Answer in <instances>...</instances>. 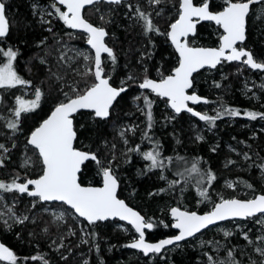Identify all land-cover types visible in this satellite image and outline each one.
<instances>
[{"label":"rangeland","instance_id":"rangeland-1","mask_svg":"<svg viewBox=\"0 0 264 264\" xmlns=\"http://www.w3.org/2000/svg\"><path fill=\"white\" fill-rule=\"evenodd\" d=\"M3 1L6 2L7 0ZM27 2L29 14L31 19L34 20V23L44 26V30L55 38V45L52 49H48V57L46 58L50 62V76L52 78L53 90L55 91V99L45 104L46 112L48 111L47 113L45 112L47 116L55 105L65 100L66 93L69 97L76 94L72 91L73 87L79 91L85 90V83L82 82L80 76L84 73L92 74L89 72V69L93 67V53L86 44L87 36L85 34H70V30L68 31V27L59 19L55 8L52 7L56 3L54 0L44 2L30 0ZM197 2L201 4L202 0H198ZM262 2L257 3V5ZM116 5L120 6L117 7ZM56 7H59L63 11V7L57 3ZM178 7L179 0H160L159 4L153 3L152 0H123L119 4H95L91 7L92 17L90 14L91 8L88 10L87 15L92 20L97 18L99 20L97 24L104 26L102 23L104 22V18L102 19L103 15L105 18L109 15L112 16L111 14L117 8V11L124 18L120 27L124 29L130 27L141 34L145 31V25L144 21L137 14V8H139L145 14L149 15L154 25L161 21V19L167 23L165 28L155 26L159 28L158 35L162 34L166 44L172 49L166 33L169 28V22L178 15ZM216 35L220 36L221 31ZM69 38H72V40ZM108 43L113 47L114 43L112 41L109 40ZM188 43L190 45L200 44L196 38H191ZM9 47L11 46L0 42V48L7 50ZM11 48L16 51L13 47ZM258 49L259 52H255V59L259 62H264V41L260 43ZM145 53V48H138L134 61H129L127 67H124V69L116 73V76L119 78V86L135 85L133 86L134 92L129 94L127 99L129 111L116 116L114 123L111 124L109 129L115 133L116 144L114 146L117 149L116 157L121 162L127 160L128 157H131L136 162H144L145 158L143 153L156 151L155 149H150L151 146L149 144L143 143L141 149L137 150L139 147L132 141L133 138L140 140L143 130L145 131L148 125L147 112L149 107L145 103V98L150 102V108L154 107L156 109L155 117L151 115V121L155 120L159 129L167 130L168 136L172 140L171 146L178 143L175 141L178 134L174 130L169 129L171 122L169 123L165 113V110H170L167 101L148 91H142L138 87V84L143 81L142 78L145 77L144 73L149 69H153L152 74L155 78H162L164 76V73L160 71V64L151 68L141 60ZM85 55L89 59L86 60L84 58ZM36 59L38 62H41V57L36 56ZM4 62H6V58L0 55V64ZM112 63L113 61L109 60L106 56L102 61L104 72L108 76H111L114 72L112 70ZM236 64L238 65L230 70L235 74L240 73L238 85L233 90H228L227 98H220L221 101L224 100V105L226 103L230 105L239 103L241 106L255 110L257 113H264V94H260L261 92L256 89L260 80L261 85L264 83V71H253L243 62ZM13 66L15 67V60L13 61ZM244 68L248 69L247 73H242V69ZM138 73L141 76H138ZM220 74L223 75L221 72ZM92 83L93 80L89 83V86ZM37 88L40 89L38 85H33L31 82L10 88H0V123L10 131L9 137L14 138V141L18 144L16 152H19L17 160L18 170L16 172L2 167L3 163L0 164V170H3V174L0 175V181L5 183H11L16 177H19L17 182L21 183L28 179L30 177L29 175L35 174L38 176L42 172L43 166L40 157L36 149L28 143V136L36 126L31 130L27 128L26 135L21 130H13L7 127L10 121L16 119L14 116L15 108L18 106L16 98L20 97L24 100H33L35 99V90ZM41 93L39 106L46 98L42 91ZM6 94H8V101L3 103V98ZM140 100L142 101L141 103L138 102ZM222 106L219 103L215 104V102H211L206 105L199 104L197 110L209 116H216L218 112L224 110L221 109ZM25 114L27 113H22L19 120ZM87 117L91 120L92 115ZM40 122L41 120L38 121V124ZM189 128L191 132L189 145L194 147L205 144L204 155L208 156V153L213 155V160L210 162L209 168L214 172L215 179L209 183L207 195L210 199L198 198L196 200L197 205L202 201L204 211H209L217 201H220L221 197L224 199H250L256 193H264V167H262L264 166V119L257 117V119L252 120L243 113L239 116L223 115L214 122L194 118L190 121ZM98 146L107 151L108 154L100 149L102 153L100 152L99 154V160L101 161V164L98 165L100 167L99 172L96 169L97 165L94 164L96 162H93L90 167L91 170L95 169L93 174L97 176L99 183H101L102 167L109 166V162H111L110 167L114 172V154L111 152L112 144L110 145L106 140H101ZM98 146H95L91 152L96 153ZM260 146H262V149ZM78 148L81 149V147ZM6 151L5 149H0V161L2 162L5 160L4 155L7 154ZM196 151L200 154L199 149L196 148ZM26 161H28L27 164L25 163ZM184 173L185 171L183 170ZM191 173L193 174L194 172L191 171L190 167L185 174L190 176ZM229 184L232 186L229 187ZM248 185H251V187H248ZM24 204H28L27 209L34 211L35 214L41 213L47 215L51 219V222H54V225L62 228V230L65 229L66 239H63L62 236L57 239L46 238V244L49 250L55 253V258H66V254H68V257L71 259L79 258V264H92V253L90 252L89 242L87 240L89 234L87 225L63 203H42L38 197L29 196L27 193L19 194L15 190L4 191L0 189V227L3 230H11L14 224L20 223L25 217L29 219L27 212L23 213L21 208H17ZM171 207L172 205L169 206L168 210ZM61 213H63V217L58 218ZM30 216L32 218L29 221L33 223L35 218H33V214ZM111 222L108 230L112 232L115 230L119 235L123 236L129 235L128 240L124 242L125 248L122 251V258L128 264L132 262L136 263L139 257L144 256L143 253L126 246L127 243L137 238L136 233L125 223L117 220ZM95 225L98 226L97 223ZM224 232H229L231 235L225 236ZM78 234L80 235L79 237ZM245 234H247V239H245ZM69 237H72L73 240L68 241L69 239L67 238ZM259 237H264V215L257 214V216L248 217L244 220H226L209 226L194 234L192 237L168 246L161 254H149V259L150 262L158 261L159 264H175L173 257L175 258V255L181 254L179 251L183 250V252L191 253L194 257L195 264H231L233 260L236 264H253V262L255 264H261L264 261V256H261L256 249L264 248V240L259 239ZM111 247V245L106 244L104 253L108 254L111 251ZM229 251L232 252V257L228 256ZM14 255L17 261L19 256L15 252ZM209 257H212V261L209 260ZM119 258L120 260L122 259L121 257ZM30 260L34 261L38 260V258L32 257ZM101 261L96 264H101ZM109 262H105V264H109ZM45 263L47 261H42L41 264ZM0 264H10V262L6 263L0 260Z\"/></svg>","mask_w":264,"mask_h":264},{"label":"trees","instance_id":"trees-1","mask_svg":"<svg viewBox=\"0 0 264 264\" xmlns=\"http://www.w3.org/2000/svg\"><path fill=\"white\" fill-rule=\"evenodd\" d=\"M27 1L30 0L3 1L6 5V15L10 22V30L8 35L0 38L1 43L13 47L17 52L14 67L17 74L22 79L30 81L33 85H38L46 97L38 108L23 115L19 120V127L17 130H21L25 135L27 128H29V130L33 129L34 126L38 125L39 120L45 118L48 112H46L45 104L55 99V91L53 90L52 78L50 76L51 70L49 69L50 62L46 59L48 57V49H52L55 45V38L44 30V26L34 23V20L31 19L29 14ZM39 1L44 2L47 0ZM194 1L197 2L198 0ZM262 1V3L258 5L257 3L259 2L255 3L256 5L253 6L247 20L246 43L251 46L253 53L259 50L258 47L260 43L264 41V0ZM209 3L213 10H219L226 5L225 0H209ZM97 4L108 5L104 3ZM116 6L118 7L120 5ZM90 8L91 7L86 8L84 16L88 21L98 25L97 23L99 20L97 18L92 20L87 15ZM91 10L92 8L90 9V14ZM92 15L93 14H91V17ZM111 15L112 16L109 15L107 18L103 15L104 22H102L107 30V39L114 43L113 55L115 60L111 57L108 58L113 61L112 70H114L113 74L109 76L110 83L119 86V78L116 76V73L124 69V67H127L129 61H134L136 50L140 47L146 49V53L141 60L151 68L160 64V71L167 74L176 65L177 57L174 51L170 49L169 45L166 44L162 34L158 35V32H155L157 33L155 34L153 33L154 31H144V33L139 34L133 28H121L120 24H122L121 22L124 21V18L117 11V8ZM174 18L169 22V25ZM155 25L165 28L167 23L161 19V21ZM69 30L70 29H68V31ZM219 32L220 29L218 26L211 23H201L197 27L194 38L200 42L199 45L213 46L218 42L219 36L216 34ZM70 34L80 35L79 32H72L71 30ZM69 39L72 40V38ZM36 56L41 57V62L37 61ZM236 63L237 62H223L214 70L203 69L198 71L192 77V87L199 94L206 96L208 98V103H219L223 105L221 109H238L242 115V113L246 111L254 112L255 110H251L245 106L243 107L239 103H235V105L226 103L224 105V100L221 101V99L227 98L228 90H233L238 85L240 73L235 74L230 70L238 65ZM152 70L153 69H149L144 74H149L151 76L153 75ZM220 72L223 73V75H221ZM247 72L248 69H242V73ZM138 76H141V74ZM80 79H82L86 87L89 86L92 80L94 82V78L90 73L82 74ZM260 82L261 80L259 84H257L256 89L261 92L260 94H264V83L261 85ZM133 86L135 85H126V91L121 93L117 98L110 109V115L107 119L95 118L93 113L84 111L73 116L74 126L77 132V140L74 146L91 151L95 146L100 145L101 140H106L110 145L112 144L111 152L114 154L113 174L119 181L118 195L129 205L138 209L144 215L145 219L153 224V230L148 233L147 237L154 240L174 234L168 214L170 205L198 212H203L205 210L202 201L197 205L196 200L202 198L199 195L200 190L207 189V193L209 191L208 187L210 184L207 180V173L209 171L212 174L214 173L209 168L210 162L213 160V155L208 153L210 159L208 156L204 155L205 144L194 147L189 145L191 136L189 125L190 121L194 118L183 112L174 114L171 110H165L166 117L169 123L171 122L169 129L174 130L176 134H178L175 140L178 143L171 146L172 140L168 136L167 130L159 129L155 120L150 122L148 120L147 128L145 131L143 130L140 140L132 139L133 143L139 147L137 150L141 149L143 143L149 144L151 146L150 149L159 151V159L164 162V167L150 170L149 165L151 162L146 159L144 162H136L131 159V157H128L127 160L123 162H121L120 159L118 160L116 157L117 149L114 146L116 144V136L114 131H110L109 129L111 124L114 123L116 116L129 111L127 99L129 94L134 92ZM7 101L8 94L4 96L3 103ZM138 102L141 103L142 101L140 100ZM153 108H149L148 111L155 117L156 109ZM89 115H92L91 120L87 117ZM149 123L151 124L150 127ZM32 125L33 127H31ZM166 128L168 129V127ZM0 129L3 134L0 135V143L3 144L5 146L4 149L7 150V154L4 155L5 160L2 167L16 172V170H18L17 160L19 152H16L18 144L14 141L13 137H9L10 131L4 128L1 123ZM261 147L262 146H260V148ZM97 148L96 154L98 158H100V149H104L99 148V146ZM196 148L199 149L200 154L196 151ZM104 152L108 154L107 151L104 150ZM168 157H171L172 160L169 161L167 159ZM197 161L199 171L193 174L191 173L190 176L186 175L185 173L188 172L192 163ZM91 164H93L92 161H87L85 165L82 166V170L79 173V181L83 184L98 185L100 183L97 176L93 174L95 169L91 170ZM94 164L97 165L96 169L99 172L100 167L97 163ZM183 170L185 171L184 174ZM1 174H3V170H0V175ZM29 176V178H33L37 175L32 174ZM27 205L28 204H24L17 208H21L23 213L27 212L29 219L32 218L30 215L33 214V218H35L33 223H30L29 219H22L21 221L23 222L14 224L11 230L5 231L0 227V240L19 256L16 264H41L42 261H47L45 264H79V258L71 259L68 257V254H66V258H55V253L49 250L46 244V238L57 239L62 236L63 239H66L65 229L62 230V228L54 225V222L52 223L47 215L41 213L35 214L34 211L27 209ZM110 223L112 222H97L98 226H96L95 224H89L84 221L89 233L87 240L89 242L90 252L92 253V264L99 263L101 260V264H105V262L108 263L109 261V264H128L127 261L122 258V251L125 248L124 242L128 240L129 235L123 236L119 235L115 230H113L114 232L108 230ZM79 236L78 234V237ZM67 239H69L68 241L73 240L72 237ZM106 244L112 246L108 254L104 253ZM179 253L181 254L175 255V258L173 257L175 264H195L194 257L191 253L183 252V250H180ZM32 257H37L38 260L31 261L30 258ZM119 257L122 259L120 260ZM133 264L159 263L158 261L150 262L149 256H141L137 259V262Z\"/></svg>","mask_w":264,"mask_h":264},{"label":"snow or ice","instance_id":"snow-or-ice-1","mask_svg":"<svg viewBox=\"0 0 264 264\" xmlns=\"http://www.w3.org/2000/svg\"><path fill=\"white\" fill-rule=\"evenodd\" d=\"M96 2L98 0H56L59 5L65 6L66 10L63 11L56 7V3L52 5L59 19L65 25L72 29H82L87 33V43L95 50L94 71L89 69V72L95 77V82L83 91L73 87L72 91L76 94L69 97L66 93L65 100L58 103L51 114L31 132L28 143L38 151L43 166L42 174L36 179H27L23 183L17 182L19 177L14 178L11 183L0 181V189L27 193L29 196L38 197L40 201L64 202L89 223L104 221L111 217L128 221L139 236L127 246L141 249L145 254L159 253L166 245H172L174 241L179 242L186 237H192L195 233L218 221L237 217H254L257 214L264 215V194L247 200L221 197L220 201L213 205L212 210L203 215H198L195 211H181L174 207L171 209V214L176 220L173 227L179 229V234L169 239H163L158 243H147L144 230L153 228V224L146 222L145 217L129 207L124 200L118 199V181L110 167L111 162H109V166L101 168L103 178L101 187H84L81 185L78 174L81 172L82 166L89 160L98 165L101 164V161L95 152L83 151L74 146V142L77 140V132L74 128L73 116L79 110L86 109L92 110L95 118L106 119L110 115V109L114 102L121 93L126 91L123 86L113 87L110 83V77L104 72L101 54L107 53L109 57L115 60L112 49L106 46L104 42L107 35L105 29L94 26L82 16V9L86 5H92ZM110 2L119 4L121 0H110ZM152 2L159 4L160 0H152ZM257 2H261V0H225L226 6L220 11L213 12L210 10L209 0H202L199 6L194 5L193 0H181L178 19L171 23L170 31L166 33L179 53L178 66L172 70L171 75L164 76L159 81L145 77L139 87L151 89L159 96L167 97L171 102V107L177 113L186 109L201 120L214 122L223 115H241L240 110L233 108H226L222 112H218L216 116L194 112L192 108L187 106V102L200 101L202 98L195 94H188L187 90L192 87V74L194 72L206 65L215 68L222 60L241 61L242 58L246 57L243 63L253 69H264V62H257L250 51L237 47L238 42L242 43L246 39V17L250 12V6ZM137 14L144 21L146 32H159V28L153 24L149 15L139 8H137ZM200 21H213L223 29L218 48L192 47L189 45L187 37L195 32ZM9 30L10 22L6 15V5L3 0H0V38L8 35ZM0 55L6 58V62L0 64V88L30 83L22 79L14 69L13 61L17 57L16 51L11 47L7 50L0 48ZM84 58L89 59L86 55ZM41 95L40 89L37 88L33 100L29 101L17 97L18 106L14 111L16 119L10 121L7 127L17 130L21 114L38 108ZM145 103L149 108L151 107L147 98H145ZM243 114L252 120L257 119V117L264 119V113L246 111ZM147 116L150 122V111L147 112ZM121 134L123 135V133ZM4 148L5 146L0 144V149ZM143 156L151 162L150 170L164 167V162L159 159V151L145 152ZM167 159L172 160L171 157ZM2 163L0 161V164ZM25 163L27 164L28 161ZM191 171H199L198 161L192 163ZM214 179V175L209 171L207 173L208 182L211 183ZM30 186H32L31 190ZM231 186L229 184V187ZM199 195L204 199H210L207 195V189L200 190ZM62 217L63 213L58 218ZM224 235L229 236L231 233L224 232ZM247 238V234H245V239ZM259 239L264 240V237H259ZM256 251L264 256V248H257ZM228 256L232 257L231 251H229ZM0 260L16 264L14 253L2 243H0ZM209 260L212 261V257H209ZM231 264H236V262L233 260ZM261 264H264V261Z\"/></svg>","mask_w":264,"mask_h":264},{"label":"water","instance_id":"water-1","mask_svg":"<svg viewBox=\"0 0 264 264\" xmlns=\"http://www.w3.org/2000/svg\"><path fill=\"white\" fill-rule=\"evenodd\" d=\"M55 2H56V0H54ZM121 1H123V0H121ZM98 2H105V3H112V2H110V0H98ZM180 2H181V0H179V7H180ZM97 3V2H96ZM194 3V2H193ZM58 4V3H57ZM112 4H116V3H112ZM255 4V3H254ZM93 5V4H92ZM194 5H197V6H199L200 4H195L194 3ZM60 6H62L63 7V10H66V8H65V6H63V5H60ZM91 5H86L85 6V8H88V7H90ZM226 6V5H225ZM85 8L84 9H82V16H83V18L85 19V20H87L85 17H84V10H85ZM250 9H251V6H250ZM213 12H215V11H213ZM176 19H178V16H177V18ZM246 19H247V17H246ZM88 21V20H87ZM247 21V20H246ZM89 23H91V24H93L92 22H90V21H88ZM200 22H212L214 25H216L215 24V22H213V21H200ZM199 22V23H200ZM94 26H97V25H95V24H93ZM67 26V25H66ZM218 26V25H217ZM68 27V26H67ZM97 27H99V26H97ZM69 28V27H68ZM220 28V27H219ZM72 31H76V32H80V33H82V34H85L86 36H87V33L86 32H84L82 29H72V28H70ZM221 29V32H222V34H223V29L222 28H220ZM105 31H106V29H105ZM170 31V26H169V29H168V32ZM106 33H107V31H106ZM195 33H196V29H195V32L194 33H191V34H189V36L187 37V40H188V38L189 37H193L194 35H195ZM221 34V35H222ZM220 35V36H221ZM107 36V35H106ZM106 36H105V38H106ZM168 37V36H167ZM105 38H104V42H105V44H106V46H108L109 48H111L109 45H107V43H106V41H105ZM183 39V38H182ZM168 40H169V43H170V45H171V47H172V49L175 51V53H176V55H177V58H178V61H177V64H176V66L174 67V68H176L177 66H178V63H179V53L176 51V49H175V46L171 43V39H170V37H168ZM245 42V41H244ZM244 42H238V44H237V47L238 48H244V47H240V45H243L244 44ZM86 44L88 45V47H89V49L91 50V52L93 53V67H92V70L94 71V55H95V50L94 49H92V47L87 43V40H86ZM190 46H192V47H203V48H218L219 46H220V37H219V42H218V44L217 45H215V46H204V45H190ZM244 49H246V48H244ZM247 51H249L248 49H246ZM108 55L107 53H102L101 54V57L103 56V55ZM244 59H246V57L245 58H242L241 59V61H227V60H222L219 64H217L216 65V67L217 66H219L222 62H227V63H232V62H237V63H239V62H242ZM245 64V63H244ZM246 66L249 68V69H251V70H253V71H264V69H253V68H251L249 65H247L246 64ZM215 67V68H216ZM173 68V69H174ZM204 68H208V69H211V70H213L214 68H212V67H210V66H205V67H203V68H200V69H198L196 72H194L193 74H192V77H193V75L195 74V73H197L198 71H200V70H202V69H204ZM172 69V70H173ZM172 70H171V72L169 73V74H167V75H165V76H168V75H171L172 74ZM93 78H94V82H95V77H94V75H93ZM149 79H152V78H149ZM153 80H156V79H153ZM160 79H158V80H156V81H159ZM93 82V83H94ZM143 82V81H142ZM141 82V83H142ZM193 82V81H192ZM140 83V84H141ZM139 84V85H140ZM112 85V84H111ZM192 85H193V83H192ZM113 87H117V88H119V87H121V86H114V85H112ZM123 87H125V86H123ZM126 88V87H125ZM140 88V87H139ZM127 89V88H126ZM141 90H145V91H148V92H150V93H152L153 95H156V96H158L159 98H161V99H165L166 101H167V104H168V107L175 113V114H179V113H187V114H189L190 116H192V117H194V118H196V119H198V120H201L198 116H196V115H194L193 113H190V112H188L186 109H182L179 113H177L176 111H175V109H173L172 107H171V102H170V100L167 98V97H162V96H159L157 93H155V92H153V91H151V89H142V88H140ZM187 92H188V94H195V95H197V96H199V97H201L202 99L200 100V101H188L187 102V106L188 107H190V108H192L193 110H194V112H199V113H201V114H204V113H202L201 111H199V110H197V109H195L193 106L194 105H197V104H202V103H205L206 101H207V99H206V97L205 96H203V95H200L199 93H197V92H193L192 91V87L190 88V89H188L187 90ZM115 103V102H114ZM114 105V104H113ZM56 106V105H55ZM55 106L50 110V112L48 113V115L44 118V119H46L50 114H51V111L55 108ZM81 111H84V112H91V113H93L92 112V110H86V109H82V110H79L77 113H79V112H81ZM76 113V114H77ZM76 114H74V115H76ZM44 119H42L41 120V122L40 123H42L43 122V120ZM73 121H74V118H73ZM40 123L36 126V127H38L39 125H40ZM35 127V128H36ZM34 128V129H35ZM74 128H75V126H74ZM33 129V130H34ZM32 130V131H33ZM31 131V132H32ZM31 134V133H30ZM30 134H29V136H28V140H29V138H30ZM75 143V142H74ZM30 145V144H29ZM32 146V145H31ZM33 148H34V146H32ZM79 149V148H78ZM80 150H83V149H80ZM37 151V150H36ZM83 151H86V150H83ZM37 153H38V151H37ZM40 160H41V158H40ZM89 161H91V160H89ZM92 162H94V161H92ZM42 163V162H41ZM41 174H42V172H41ZM40 174V175H41ZM39 176V175H38ZM38 176L37 177H33V178H28V179H36V178H38ZM78 177H79V174H78ZM27 180V179H26ZM25 180V181H26ZM24 181V182H25ZM118 181V180H117ZM80 182V181H79ZM21 183H23V182H21ZM81 183V182H80ZM81 185L82 186H84V187H101L102 185H103V178H102V174H101V183L100 184H98V185H91V184H83V183H81ZM31 188H32V186H30V190H31ZM118 188H119V181H118V187H117V197H118V199H121V200H124L122 197H120L119 195H118ZM20 193V192H19ZM20 194H22V193H20ZM261 194H264V193H256V195L255 196H257V195H261ZM225 199H233V198H225ZM235 199H240V198H235ZM250 199H252V198H250ZM240 200H247V199H240ZM40 201V200H39ZM125 201V200H124ZM40 202H42V203H54V202H56V203H63L66 207H68L69 209H71L70 208V206H68L67 204H65L64 202H60V201H40ZM219 201H217L216 203H218ZM125 203L129 206V207H131L133 210H135V211H137V212H139L142 216H144L138 209H136V208H134L133 206H131V205H129L126 201H125ZM179 208V207H176V206H172L169 210H168V214H169V218L171 219V228L173 229V231L175 232V234L174 235H170V236H165V237H162V238H159V239H157V240H155V241H149V240H147L146 239V232L147 231H149V230H151V229H145L144 231H145V241L147 242V243H158L159 241H161V240H163V239H169V238H172V237H175L176 235H178L179 234V229H176L175 227H173V225L176 223V220H175V218L172 216V214H171V209L172 208ZM213 208V207H212ZM181 211H189V212H192V211H195V210H187V209H185V208H179ZM72 211H73V213L78 217V218H80V219H82V220H84L85 222H87V223H89L85 218H83V217H80L77 213H75V211L73 210V209H71ZM212 209H210L209 211H211ZM209 211H203V212H198V211H195L198 215H203V214H205V213H207V212H209ZM248 218V217H247ZM244 219H246V218H241V217H237V218H230V219H227V220H244ZM108 220H118L119 222H122V223H125V224H127V225H129L133 230H134V232H135V228L128 222V221H124V220H121L120 218H118V217H111V218H109V219H107V220H104V221H97V222H105V221H108ZM146 220V219H145ZM224 221H226V220H224ZM97 222H95V223H97ZM146 222H150V221H147L146 220ZM219 222H223V221H218V222H216V223H214V224H212V225H215V224H218ZM95 223H90V224H95ZM151 223V222H150ZM212 225H209V226H212ZM208 226V227H209ZM206 229V228H205ZM202 230H204V229H202ZM201 230V231H202ZM136 233V232H135ZM196 234V233H195ZM136 235H137V238L136 239H138V236H139V234L138 233H136ZM187 238H189V237H186L185 239H187ZM184 239V240H185ZM135 240V239H134ZM134 240H132L131 242H129V243H127L126 244V246L127 245H129V244H131ZM183 241V240H182ZM180 242V241H179ZM0 243H2V244H4L1 240H0ZM174 243H177L176 241H174ZM173 243V244H174ZM172 244V245H173ZM6 247H8L6 244H4ZM168 246H171V245H166L164 248H166V247H168ZM128 247V246H127ZM12 252H13V250L10 248V247H8ZM129 248H131V247H129ZM163 248V249H164ZM132 249H134V248H132ZM163 249H161V251L163 250ZM135 250H138V251H141L142 253H143V255H148V254H153V253H148V254H145L144 252H143V250H141V249H135ZM160 251V252H161ZM159 252V253H160ZM159 253H154V254H159ZM2 261V260H1ZM3 262H8V261H3Z\"/></svg>","mask_w":264,"mask_h":264},{"label":"flooded vegetation","instance_id":"flooded-vegetation-1","mask_svg":"<svg viewBox=\"0 0 264 264\" xmlns=\"http://www.w3.org/2000/svg\"><path fill=\"white\" fill-rule=\"evenodd\" d=\"M193 2H194L195 4H199L198 2H195L194 0H193ZM97 3L112 4V3H105V2H97ZM97 3H94V5L97 4ZM209 5H210V3H209ZM254 5H256V4L251 5L250 12H251V10L253 9V6H254ZM92 6H93V5H91L90 7H92ZM178 8H179V7H178ZM85 10H86V8H85ZM85 10H84V12H85ZM210 10H211V11H218V10H213V9L211 8V6H210ZM219 10H220V9H219ZM250 12H249V14H250ZM249 14H248V16H249ZM177 16H178V15H177ZM84 17H85V16H84ZM176 18H177V17H176ZM176 18H174V20H173L171 23H173V22L176 20ZM246 20H248V17H247ZM171 23H170V25H171ZM201 23H211V24H213L212 22H200V23H198L197 26H196V32H197V27H198V25L201 24ZM170 25H169V26H170ZM213 25H214V24H213ZM97 26H98V25H97ZM215 26H217V25H215ZM99 27H103V28H105L104 26H100V25H99ZM218 27H219V26H218ZM105 29H106V28H105ZM168 29H169V28H168ZM219 29H220V28H219ZM106 31H107V30H106ZM220 31H221V29H220ZM246 31H247V21H246ZM195 34H196V33H195ZM246 36H247V32H246ZM219 37H220V36H219ZM2 38H3V37H2ZM167 38H168V37H167ZM191 38H194V37H189V38H188V42L190 41ZM105 41H106L107 45H109V43H108L109 40L107 39V36H106V38H105ZM218 41H219V39H218ZM168 42H169V40H168ZM217 44H218V43H217ZM217 44H215V45H217ZM189 45H190V44H189ZM215 45H213V46H215ZM109 46L111 47V49H112V51H113V53H114L113 47H112L111 45H109ZM170 46H171V45H170ZM240 47H244V48L248 49V50L253 54V57H254V59H255V56H256V55H255V53H253L251 46L248 45V44L246 43V39H245L244 44H243V45H240ZM171 48H172V47H171ZM172 50H173V49H172ZM173 51H174V50H173ZM174 53H175V51H174ZM175 55H176V53H175ZM105 56H106L107 58H109L108 55H105V54H104V55L102 56V61H103V59H104ZM176 57H177V55H176ZM177 61H178V58H177ZM256 61H257V60H256ZM257 62H259V61H257ZM222 63H223V62H222ZM222 63H221V64H222ZM176 64H177V63H176ZM221 64H220V65H221ZM175 66H176V65H175ZM175 66H174V67H175ZM174 67H173V68H174ZM173 68H172V69H173ZM172 69H171V70H172ZM171 70H170L167 74H169V73L171 72ZM167 74H164V76L167 75ZM164 76H163V77H164ZM145 77H147V78H152V79H156V80L161 79V78H155L153 75L150 76L149 74H146ZM145 77L142 78V79L144 80ZM111 84H112V83H111ZM139 84H140V83H139ZM112 85H113V84H112ZM192 91H193V92H197L195 89H193V87H192ZM197 93H198V92H197ZM200 95H201V94H200ZM205 97H206V96H205ZM206 99H207V101H206L205 103H202V105H206V104H208V98L206 97ZM198 105H199V104L194 105L193 107H194L195 109H197ZM204 114H206V113H204ZM188 115H189V114H188ZM191 117H192V116H191ZM152 230H153V228H152L151 230H149V231L146 232V239L149 240V241H155V240L159 239V238H156V239H154V240H153V239L151 240V239H149V238L147 237L148 233H149L150 231H152ZM174 234H175V232H174ZM174 234H171V235H174ZM169 236H170V235H169ZM166 248H167V247H166ZM164 249H165V248H164ZM164 249H163V250H164ZM163 250H162V251H163ZM162 251H161V252H162ZM161 252H160L159 254H161ZM13 253H14V252H13ZM144 256H149V254H148V255H144ZM6 263H7V262H6Z\"/></svg>","mask_w":264,"mask_h":264},{"label":"bare ground","instance_id":"bare-ground-1","mask_svg":"<svg viewBox=\"0 0 264 264\" xmlns=\"http://www.w3.org/2000/svg\"><path fill=\"white\" fill-rule=\"evenodd\" d=\"M224 6H225V5H224ZM224 6H223V7H224ZM223 7H222V8H223ZM222 8H221L220 10H222ZM220 10H218V11H220ZM215 12H216V11H215ZM167 32H168V31H167ZM193 37H194V36H193ZM214 69H215V68H214ZM214 69H213V70H214ZM114 86H115V85H114ZM123 86H125V85H123ZM125 87H126V86H125ZM126 88H127V87H126ZM142 91H143V90H142ZM164 100H165V99H164ZM167 105H168V104H167ZM169 109H170V108H169ZM170 110H171V109H170ZM171 111H172V110H171ZM172 112H173V111H172ZM173 113H174V112H173ZM174 114H175V113H174ZM81 220H82V219H81ZM86 223H87V222H86ZM89 224H90V223H89Z\"/></svg>","mask_w":264,"mask_h":264}]
</instances>
